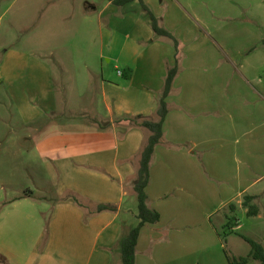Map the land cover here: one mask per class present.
Here are the masks:
<instances>
[{"label":"crops","instance_id":"obj_1","mask_svg":"<svg viewBox=\"0 0 264 264\" xmlns=\"http://www.w3.org/2000/svg\"><path fill=\"white\" fill-rule=\"evenodd\" d=\"M76 2L61 0L70 7L65 16L74 5L82 8L90 24L83 29L86 42L91 46V39H99L101 55L104 49L111 54L87 89L86 121L60 114L54 67L46 54L7 48L6 92L24 132L12 128L5 138L0 130V170L6 154L14 149L17 156L30 143L28 172L35 174L34 160L41 162L59 196L74 192L118 210L88 215L73 199L59 198L45 226L43 208L29 199L35 190L27 187L31 193L9 200L7 192L0 193V262L123 264L122 239L140 222L134 181L150 132L130 121L106 130L99 126L126 114L158 120L168 70L179 64L147 187L161 219L142 227L137 264H229L218 225L234 232L243 224L228 223L226 206L248 213L249 196L258 216L264 209V170L257 172L264 169V0H144L178 39V49L155 33L140 0L124 6L111 0ZM248 22L263 24L254 31ZM220 50L227 63L220 62ZM56 62L66 72L62 61ZM0 184L3 192L6 182Z\"/></svg>","mask_w":264,"mask_h":264},{"label":"rangeland","instance_id":"obj_2","mask_svg":"<svg viewBox=\"0 0 264 264\" xmlns=\"http://www.w3.org/2000/svg\"><path fill=\"white\" fill-rule=\"evenodd\" d=\"M71 2L77 3L76 0H71ZM66 8L68 9L61 5V0H0V112L4 119L0 120V130L5 138L12 128H17V131L22 134L24 132L17 110L6 92L3 57L5 50L11 47L27 52L46 54V60L50 59L54 67L55 85L62 108L60 114L63 117L67 115L78 121H86L83 111L85 108H90V103H87V89L93 79L98 80L101 77V62H106L111 54L108 49H104L101 55L99 39H91L93 41L91 46H89L91 43L86 42L89 41L85 37L87 29H83L90 26L84 18L86 12L84 11L83 14L80 10L82 8H77L74 5L71 7L73 8L71 13L65 16L64 11L70 10L69 6ZM259 12L258 9L254 10V14ZM89 13L93 14V12ZM238 23L244 24L239 21ZM246 24H252L254 31H257L256 27L260 28L263 23L248 22ZM92 48L96 50L95 53L80 52L84 49L92 51ZM252 50L254 49L250 48L248 51ZM50 51L55 55L49 56ZM221 54L223 56L220 62L227 63L226 55L223 52ZM56 59L62 61L66 72L62 70ZM69 100L72 101L69 102ZM70 105L73 109H69ZM28 145L31 148L32 144L27 143L20 149L17 156L14 149L4 156L7 165L0 170V182H6L7 191L2 192L0 189V193L6 195L7 192L9 197L6 199L9 200L17 193H31L30 190L27 191V187L35 190V195L29 199L35 203V206L43 208L45 226H47L52 208L61 196L58 195L51 177L43 170L41 162H36V160L32 162L35 174L32 173V175L28 172L30 168L26 152ZM47 160L49 159L45 158V161ZM263 170L257 172L263 173ZM255 189L257 187H254L252 191ZM3 210L4 207H0V216ZM226 211L228 223L231 222V225L238 226L237 221L239 220L243 224L239 230L234 232L226 226L218 225L227 244V249L232 255L247 256L251 253L252 246L246 237L264 246V209L261 216L249 215L243 209L236 211L231 204H228ZM216 221L219 223V218ZM0 264H4V262H0Z\"/></svg>","mask_w":264,"mask_h":264},{"label":"trees","instance_id":"obj_3","mask_svg":"<svg viewBox=\"0 0 264 264\" xmlns=\"http://www.w3.org/2000/svg\"><path fill=\"white\" fill-rule=\"evenodd\" d=\"M111 1H113V3L118 6H124L134 0ZM140 1L143 7L150 13L152 19V27L155 33L158 36L167 37L173 40L175 47L178 49V39L170 31L160 25L158 18L151 12L144 0ZM180 70L181 68L179 64L174 65L168 70L157 111L158 120H153L143 114L135 116L126 114L121 117L115 118L114 122L108 121L106 123H101L99 126L100 129L106 130L112 127L114 123L119 124L122 121H130L131 126L141 127L150 132L146 138L140 154V165L137 171V177L134 181V190L138 201V218L140 222L136 226L131 228L128 234L122 239L121 252L123 264H137V246L142 227L148 223H158L161 219L160 212L150 205V198L147 192V187L151 181V164L156 152V148L161 143L164 137V121L169 111L166 98L172 93L174 81L178 76ZM61 199H73L76 204L88 210V215L100 213L106 210H118V207L115 204H96L90 200L83 199L81 196L74 192L66 193L61 197ZM252 200L253 197L247 196L244 204L248 207L249 215H258L260 213V209L257 205L250 202ZM6 204V202L3 203V205ZM232 207L234 208L233 205ZM246 240L252 246L251 253L247 256H234L228 250H226V256L228 258L229 264H252L253 261H260L264 263V246L251 238L246 237Z\"/></svg>","mask_w":264,"mask_h":264},{"label":"built area","instance_id":"obj_4","mask_svg":"<svg viewBox=\"0 0 264 264\" xmlns=\"http://www.w3.org/2000/svg\"><path fill=\"white\" fill-rule=\"evenodd\" d=\"M121 73V71H119Z\"/></svg>","mask_w":264,"mask_h":264}]
</instances>
